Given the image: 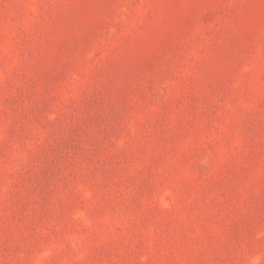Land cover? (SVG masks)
Masks as SVG:
<instances>
[{"label": "rangeland", "instance_id": "374dc122", "mask_svg": "<svg viewBox=\"0 0 264 264\" xmlns=\"http://www.w3.org/2000/svg\"><path fill=\"white\" fill-rule=\"evenodd\" d=\"M0 264H264V0H0Z\"/></svg>", "mask_w": 264, "mask_h": 264}]
</instances>
